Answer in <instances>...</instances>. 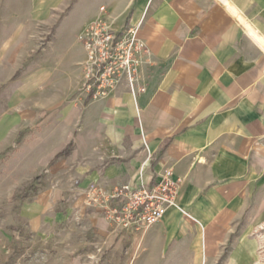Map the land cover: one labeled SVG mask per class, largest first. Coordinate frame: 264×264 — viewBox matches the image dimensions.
Returning a JSON list of instances; mask_svg holds the SVG:
<instances>
[{
	"label": "crops",
	"instance_id": "1",
	"mask_svg": "<svg viewBox=\"0 0 264 264\" xmlns=\"http://www.w3.org/2000/svg\"><path fill=\"white\" fill-rule=\"evenodd\" d=\"M0 11L22 12L15 27L58 29L109 15L117 28L137 25L147 46L145 92L135 99L119 86L78 117L70 106L48 130L58 140L49 163L72 142L58 159L73 161L83 187L140 172L156 181L169 169L179 194L132 234L112 232L85 192L67 212L83 247L126 248L119 264H264V0H0Z\"/></svg>",
	"mask_w": 264,
	"mask_h": 264
},
{
	"label": "rangeland",
	"instance_id": "2",
	"mask_svg": "<svg viewBox=\"0 0 264 264\" xmlns=\"http://www.w3.org/2000/svg\"><path fill=\"white\" fill-rule=\"evenodd\" d=\"M21 13L0 11V264H119L126 248L83 247L67 213L93 184L81 185L68 158L49 163L58 141L49 128L89 103L78 76L83 28L15 27Z\"/></svg>",
	"mask_w": 264,
	"mask_h": 264
},
{
	"label": "built area",
	"instance_id": "3",
	"mask_svg": "<svg viewBox=\"0 0 264 264\" xmlns=\"http://www.w3.org/2000/svg\"><path fill=\"white\" fill-rule=\"evenodd\" d=\"M100 11L105 12V8ZM77 39L85 54L80 94L89 102L107 98L122 85L135 99L145 92L139 72L148 49L138 35L137 25L117 28L109 15L101 16L91 21ZM180 183L169 169L156 181L146 180L140 173L134 181L111 188L91 185L83 203L99 208L113 232L139 234L160 221L173 206ZM96 257L93 254L89 259Z\"/></svg>",
	"mask_w": 264,
	"mask_h": 264
},
{
	"label": "trees",
	"instance_id": "4",
	"mask_svg": "<svg viewBox=\"0 0 264 264\" xmlns=\"http://www.w3.org/2000/svg\"><path fill=\"white\" fill-rule=\"evenodd\" d=\"M73 146V143L70 142L63 150H61L60 152H58L55 156L54 159L61 157V156H66L70 153V150Z\"/></svg>",
	"mask_w": 264,
	"mask_h": 264
}]
</instances>
